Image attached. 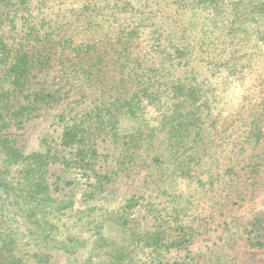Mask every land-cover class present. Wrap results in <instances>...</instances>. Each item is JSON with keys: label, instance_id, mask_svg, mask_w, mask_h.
Masks as SVG:
<instances>
[{"label": "rangeland", "instance_id": "rangeland-1", "mask_svg": "<svg viewBox=\"0 0 264 264\" xmlns=\"http://www.w3.org/2000/svg\"><path fill=\"white\" fill-rule=\"evenodd\" d=\"M8 1L0 39L25 26L52 46L0 108L5 255L264 264V140L246 138L264 114V0ZM28 164L38 201L16 198L38 183Z\"/></svg>", "mask_w": 264, "mask_h": 264}, {"label": "trees", "instance_id": "trees-1", "mask_svg": "<svg viewBox=\"0 0 264 264\" xmlns=\"http://www.w3.org/2000/svg\"><path fill=\"white\" fill-rule=\"evenodd\" d=\"M10 10V4L8 0H0V28H8L11 25L15 24V18ZM14 35L16 33L12 32ZM35 31L22 27L17 33L18 36L12 38V41L17 40V42L9 43L4 42L0 39V81L5 79V83L8 85V89L0 86V108L5 109L8 102L11 99L16 97L13 92L18 94L24 88V85L32 71V69L43 67L47 63V53L49 51L52 43L50 40L40 41L36 38ZM11 87H13L11 89ZM263 110H264V96H263ZM254 132H252V127L249 131L246 132L247 140H255V143L258 144L259 141L264 140V131L261 129L260 125L264 122V114L260 115V118L255 119ZM10 139L4 137L0 139V144H8ZM10 148V147H9ZM40 165L41 160L40 156L36 153L30 155L29 159ZM29 163V162H28ZM31 167V164L27 165V169L24 170L25 182H28L30 179H37L38 183L31 182L25 184L23 188L19 189L18 199L28 201L32 199L33 201L39 200V190L46 189V178L45 171L42 168ZM1 193L5 196L10 192L8 185L0 184ZM7 198V196H6ZM10 198V197H9ZM145 237V236H143ZM8 250L5 249V245L0 243V264H17L19 259L11 258L10 256L5 255ZM108 264H124L122 258L119 255L111 256V260Z\"/></svg>", "mask_w": 264, "mask_h": 264}]
</instances>
